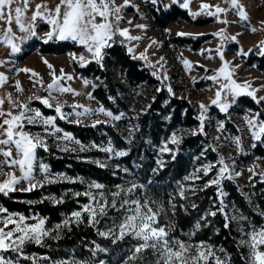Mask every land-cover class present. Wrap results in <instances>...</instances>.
Returning <instances> with one entry per match:
<instances>
[{"label":"snow or ice","instance_id":"6c2138e0","mask_svg":"<svg viewBox=\"0 0 264 264\" xmlns=\"http://www.w3.org/2000/svg\"><path fill=\"white\" fill-rule=\"evenodd\" d=\"M131 2L132 0H123V4H117L116 0H59L54 8H49L46 0H41L28 16L30 0H0V19L8 22L6 30L0 32V44L10 48L8 57L0 59V65H6L10 70L18 72L20 69L14 68L12 57L22 53V45L38 38L43 42L72 41L83 49L80 52H69L68 55L75 62L88 65L91 61H95L99 67L107 70L106 60L110 50L117 43L121 45L128 43L125 39L118 41V36L128 37L131 40L139 39L131 35L128 27H120L126 19L123 14L124 8ZM147 2L155 9L164 12L179 0H147ZM228 3L229 7H223L220 3L212 4L207 0H200L199 6L194 10L190 6V0H183L181 6L188 11L193 21L203 16L214 18L225 25L214 32V35L219 37L216 49L221 64L213 70L210 77H205L219 86L215 88L214 97L208 103L203 101L198 103L195 126L179 125L172 128L166 136L159 138L157 143L153 142L151 135L142 131L140 123L141 116L151 110V103L142 106L139 110L133 108L131 115L123 110L113 111L100 101H97L96 106L79 100L69 104L64 98L65 94L78 96L80 93L71 84L64 83L62 80L70 81L75 77L72 73L66 72L63 67L59 69V75H57L55 66L47 60L45 63L49 69H52L53 79L46 86L43 79L39 81V85L44 87L46 94L32 93L21 100L19 97L13 98L9 93L7 108L2 107L4 99L0 97V156L3 157L0 159V177H3L0 179V193L7 195L17 191L31 192L38 188L43 192L45 185L68 181L86 184V189L84 191L64 189L59 195L47 192L39 197V201L48 200L53 205H58L63 204L69 198V194L71 197L87 198L80 207L65 213L63 218L51 227L47 226L48 216L38 211L26 215L23 212L10 211L7 207L0 205V264H232L231 254L223 247H217L206 240L182 239L174 234V217L177 208L185 212H188L189 207L197 209V203H188L190 197L209 186H215L219 199L212 200L208 208L200 214V218L195 221V229L211 225L210 217H216L218 212L221 213L225 217V228L230 227L233 222L237 223L241 236L238 246L246 249L242 253L245 264H264V224L256 225L234 204L231 205L230 213L227 210L229 204L225 199L227 192L224 188L226 179L235 180L243 175L244 168L236 170L240 167L237 155L246 154V147L255 149L258 144L264 145V117H262L264 107L256 109L251 115L250 113L254 111L251 108L244 112L243 119L251 135V142L247 146L243 142L242 134L227 133L225 135L226 122L230 119V115H226V119L217 118L214 124L217 135L213 138V142L202 144L198 154L193 157L197 161L204 158L205 162L197 163L183 180L174 181V187L166 190V202L161 195L152 191V187L157 186L154 176L140 179L130 168L120 163L111 164L115 158L126 156L131 151L130 148L117 149L110 136L105 143H98L95 140L85 143L73 132L57 123L59 118L85 127H96L101 124L116 127L118 122L126 120L127 134L124 139L131 144L137 134L141 135L142 139L154 149L155 166L151 168V172L158 174L166 170L169 165L179 163V157L183 153V143L187 137L200 134L208 136L206 125L212 123L211 107L216 106L221 113L229 114L230 108L239 103V98L244 93L254 98L257 105H264V95H258V91H264V85L257 89L249 79L240 80L234 75V69L239 68L240 65L234 64L233 61L242 59L251 49L246 51L241 46L231 60L226 56L225 48L228 41L237 40V35L229 34L226 27L232 23L227 15L230 11L236 12L240 20L246 22L252 31H256V28L251 25L249 13L242 0H228ZM135 8L140 16H146L139 4L135 5ZM38 18L41 22H47L48 28L43 33L38 30ZM13 21L18 25V31L23 33L22 35H18L17 30L12 28ZM128 23L131 25V20H128ZM261 24L264 25V21H261ZM136 27L148 29L152 26L138 24ZM163 31L170 33L171 29L164 28ZM202 34L199 31L176 33L179 36ZM258 43L261 54H264V41ZM135 48V45L129 44L126 51L133 54ZM199 51L201 54L207 51L210 58H215L210 48H201ZM138 56L148 62L153 68V75L159 77L161 86L155 88V91L160 93L166 87L169 96H175L172 85L167 82L169 74L164 69V64L167 63L165 57L161 56L158 62L148 61L145 52L138 53ZM180 59L183 60L185 67H192L193 62L183 57L182 53ZM204 67L207 73V65ZM157 68L160 70L157 71ZM24 71L33 72L34 70L25 67ZM114 71L124 77L123 82L127 83V76L122 68H114ZM36 75L39 74L36 73ZM8 79L9 75L0 71V84ZM80 79L85 85L91 84L95 88L99 78H93L90 81L81 76ZM253 79L256 78L253 77ZM15 84L19 87L20 81L16 80ZM86 95L89 100H96L91 91ZM136 95L139 96L141 93L137 92ZM108 98L116 100L111 93ZM148 99L156 101L157 97L152 95ZM34 101L53 109L54 113L46 114L41 106L33 103ZM163 103L168 104L169 100L165 99ZM66 106L70 110L66 111ZM186 112L187 109H184L183 113ZM172 115V112H168L164 119L171 120ZM52 144L62 152L77 154L76 158L79 160L92 161L102 168L111 166L114 169L112 175L116 176L120 182L109 186L83 175L53 171L52 165L39 154L40 149L50 153ZM225 144L234 151L228 152L227 155L219 152L218 146ZM93 149L106 155L103 158L80 155ZM209 151H216L217 158L208 159ZM256 159L259 157H256L253 164L248 166L251 175L247 176V180L253 189L258 181L264 182V165L256 164ZM136 166L138 169L142 167V165ZM256 168H260V171L257 172ZM121 172L124 173L123 176ZM200 173H203L206 179H202ZM209 174H211L210 178H208ZM185 181H201V185L198 188L195 183ZM246 195L249 203H252L255 192L252 191ZM178 200L184 203L178 204ZM29 203H35V201H29ZM77 203L80 204V201L77 200ZM217 204L218 207H215ZM257 209L259 210L258 205ZM110 210H115L116 214L112 215ZM260 215L264 216V210L260 211ZM161 220L165 222L162 223ZM102 221H104L103 226H100ZM81 223L93 227L99 237L110 240L112 245L119 242L125 243L122 258L109 261L102 254L109 253L110 247L95 240L83 243L82 247L88 250L87 255H77L76 250L72 249L71 255L53 259L47 252L28 251V246L33 243L51 247L47 243L49 239L59 241L66 232L72 231L73 226L78 227ZM215 231L218 232L219 229ZM193 234L189 233V237ZM148 250H151L155 256L154 261H150L145 255Z\"/></svg>","mask_w":264,"mask_h":264},{"label":"trees","instance_id":"16d2710c","mask_svg":"<svg viewBox=\"0 0 264 264\" xmlns=\"http://www.w3.org/2000/svg\"><path fill=\"white\" fill-rule=\"evenodd\" d=\"M147 11L152 17L154 23L157 26H164L166 23L172 21L173 19H183L186 21L191 20L190 15L187 10L180 5L173 3L172 6L161 12L155 9L151 4H147ZM208 36H202L199 39H191L184 37H174L172 40L178 42L179 44H191L192 48H197L200 46ZM30 47H38L40 52L43 53H62L66 51H80L82 47L78 44H74L72 41H52L43 42L38 38L33 39L27 44ZM127 46L125 44L121 45L117 43L107 57V66L119 64L120 68L126 73L127 81L132 85L137 82L144 81L149 83L154 91V95L157 97L156 101H151V110L142 115L140 123L142 125V131L145 132L146 124L149 126V132L153 138V142H157L160 134L167 135L169 130L175 128L176 126L183 125L184 127L195 126L197 124L196 115L198 113V102L191 99L177 98L175 96H169V103L166 106L163 104V99L165 96V89L162 92L157 93L155 88L160 87L159 77L153 75V68L145 62L143 59L137 56H132L127 51ZM25 53L23 52L18 57L22 59ZM247 63H255L256 67L264 71V54L250 55L246 57ZM77 70L86 75L90 73L94 76H102L104 78L103 82H98L97 87L93 88L92 93L96 99L103 102L105 106L110 107L113 111H128V104L124 103L123 100L117 95L116 85L117 83L112 77L111 72L105 70L98 66L95 61H91L88 65L84 67H77ZM109 93L116 97V100H109ZM168 93V92H167ZM169 94V93H168ZM36 106H41L46 114L54 113L53 109H49L46 106H42L41 102H33ZM241 107L251 108L254 111L258 108H262L257 105L255 100L248 94H242L239 98V103L232 106L233 110H241ZM166 109L172 112V119L169 122L160 119L157 111H162ZM187 109L186 113L183 110ZM183 113V114H182ZM211 115H216L220 119L226 118L227 114L221 113L218 107L213 106L210 109ZM262 117H264V112H262ZM63 128L68 131L73 132L77 135L83 142L88 143L89 141L95 140L100 142L103 139L107 141L110 136L113 144L117 149L130 148L131 151L124 157H119L121 162L125 165L133 168V161L135 158H140V163L143 168H136L137 177L144 179L147 176H154L156 185L152 187V191L161 195L166 202V190L169 187H174V181L183 180L184 176L189 172V166L193 161L202 144L211 143L204 135L189 136L185 139L183 143V153L179 157V163L175 165H169L166 170H162L158 174H153L151 168L154 167L153 157L149 154L146 143L142 139L140 134H137L136 139L133 143L129 144L124 141L119 135L118 130L111 125H98L96 127H85L82 125H76L69 121L63 119H57ZM229 125V124H228ZM231 125V124H230ZM207 129V125H206ZM51 150L49 153L46 150L40 149L39 154L44 157V159L52 165L53 171H66L71 175H83L88 179L99 180L105 184H115L119 180L116 176L112 175L111 169H106L99 167L93 163L81 161L74 158L73 153H65L62 151ZM253 153L259 156L264 155V147L262 144H258ZM45 155V156H44ZM208 159H216L217 153L215 151L208 152ZM204 162V158H202ZM202 174V173H201ZM203 176V174H202ZM211 174H209L210 178ZM206 179V177H202ZM199 182V181H198ZM83 184L79 182H65V183H54L51 185H45L44 191L34 189L31 192L17 191L12 192L7 195L0 193V203L1 205L7 207L10 211L23 212L26 215L32 214L34 211H38L46 216H48V225L51 227L54 223L60 221L65 213L71 212L73 209L80 207L81 204L86 200L85 197H71L63 203L58 205H53L50 201L45 200L44 202L39 201V197L44 193L51 192L57 195L61 194L64 189L81 190ZM224 188L227 192L226 201H233L234 205L241 209L243 214L248 216L256 225H260L264 221V216L260 215V211L264 210V182H257L255 188L253 189L251 184L244 187L245 191L255 192L252 200L255 207L249 204L246 198L243 196L241 189L231 180L226 179L224 181ZM218 194L215 191V186H209L207 189L196 192V195L190 197L188 203L195 202L198 205L197 209H191L189 207L188 212H185L181 208H177L176 215L174 217L175 229L174 234L180 236L182 239L191 240H206L215 246L223 247L226 249L232 257V264H245L242 253L245 252V248L238 246L237 236L238 233L235 230V226L232 223L230 227H224L225 217L221 213H217L216 217H210L212 223L209 226H204L200 229H195V221L200 218V214L208 208L212 200H218ZM80 201V204L77 203ZM29 201H35V203H29ZM177 203H184V201L178 200ZM257 205L259 210L257 209ZM218 207V204L215 205ZM229 211V208L227 209ZM111 212V211H110ZM230 212V211H229ZM86 219V217H85ZM165 222V221H164ZM104 221H102L100 226H103ZM219 229V231H215ZM189 233H194L189 237ZM98 241L110 247L111 251L107 254H102L109 259V261H116L122 258L126 244L119 242L116 245H112L110 240H106L103 237L97 235L96 230L87 225L86 223H81L78 227L73 226L71 232H66L63 238L59 241L49 239L47 241L48 245L51 247H45L43 245L31 244L28 246L29 252L44 253L47 252L53 259H60L66 255L72 254V249L76 250L77 255H87L88 250L83 248V243H90L91 241Z\"/></svg>","mask_w":264,"mask_h":264},{"label":"rangeland","instance_id":"374dc122","mask_svg":"<svg viewBox=\"0 0 264 264\" xmlns=\"http://www.w3.org/2000/svg\"><path fill=\"white\" fill-rule=\"evenodd\" d=\"M40 2L41 0H30L31 7L28 9L27 12L28 16H30L32 11L35 10V5ZM46 2L49 8H54L55 5L59 3V0H46ZM199 2L200 0H190V6L195 10L199 6ZM207 2H210L212 4L220 3L221 6L223 7H229L228 0H207ZM116 3L123 4V0H116ZM182 3L183 0H179V2H177L176 4L181 6ZM242 3L246 6V10L248 11L250 16L251 25L256 28V31H252L251 28L247 26L246 22L240 20L236 12L230 11L227 15L229 17V20L232 21V23L228 24L226 27L229 34L237 35V40L235 41L229 40L225 48V51L227 58L231 60L232 57L237 52V50L239 49V47L242 46L246 51L251 49V51H248V54L244 56L242 59H237L233 61L234 64L240 65L239 68L234 69V75L235 78H238L240 80L249 79L253 84V86L259 89L262 85H264V71L259 70L256 67L255 63L248 64L246 57L254 54L255 55L261 54V50L258 42L264 41V25L261 24V21H264V0H242ZM137 4L141 6V11L145 12L146 16L142 17L136 11L135 5ZM147 4H148L147 0H132L131 4L125 6L124 8L123 14L126 17V19L120 24V27H128L131 35L137 36L139 37V39L131 40L128 37L118 36L117 40L118 41L120 39L128 40V43L125 44L127 47L129 44H133L136 46L135 52L131 54L132 56L139 57L138 53L145 52V55L148 57V61H158V62H159V58L161 56H164L167 61V63L164 64V69L169 74V78L167 82L172 85L173 90L176 93L175 97L195 100L198 103L200 101L208 103L209 100L214 97L215 88L218 87L219 85L216 82L212 81L210 78H205V77L206 76L210 77V75L213 74V70L216 69L221 64V60L219 59L218 52L216 49V45L219 42V37H216L214 35V32L222 27H225V25L216 21L214 18L201 16L196 21H193L192 18L189 21L183 19H173L172 21L166 23L164 26L160 27L154 23L152 17L147 11ZM128 20H131V25H129ZM138 24H149L152 27L148 29H143L136 27V25ZM37 25H38V30L41 33L46 31L48 28L47 22H41L39 18L37 19ZM7 26H8V22L4 19H0V32L6 30ZM11 26L14 30H17L18 35L23 34L18 31V25L15 23V21L12 22ZM164 28L171 29V32L170 33L164 32L163 31ZM179 31H188V32L199 31L203 34L200 36L176 35V33ZM202 36H208V37L197 48H192L191 44L182 45L172 40L174 37L191 38L194 40V39H199ZM157 41L162 43H158ZM28 43L29 42L22 45L23 48L22 53L23 52L25 53L22 59L18 57L20 54L12 57V59L14 60V68L20 69L18 72L10 70L6 65H0V71H3L9 75V79L6 80L3 84H0V97L4 99V104L2 105V107L4 108L9 107V101H8L9 93L13 96V98L19 97L21 100L26 99L27 96L32 93H35L37 95L46 94L44 87H41L39 85V81L40 79H43L46 86V84L50 82L53 79V77H52V69H49L48 65L45 63V60H47L48 62H50L55 66L57 75H59V69L63 67V69L66 72L72 73L73 76L75 77L73 80L70 81L62 80V82L64 83L71 84L80 93V95L78 96H73L70 93L65 94L64 98L68 100L69 104H71L74 100H79L81 102L88 103L92 106L97 105V101H98L97 99L89 100L86 95L87 92L89 91L92 92L93 90L92 85L91 84L85 85L83 81L80 79V77L83 76L84 78H87L90 81L93 80V78H99L97 80L98 83L104 81V78L102 76H94L91 75L90 73L84 75L80 73L77 70V67L80 68V67H84L85 65H82L79 62H75L68 55L69 51L58 54L43 53L40 52L38 47L36 46L34 47L28 46L27 45ZM201 48L203 49L210 48L214 53L215 58H210L208 56L207 51L201 54V52L199 51V49ZM82 50L83 49H81L80 51ZM9 52H10V48L8 46L0 44V59H6L8 57ZM181 53L183 57L188 58L191 62H193L191 68L185 67V65L183 64V60L180 59ZM197 61H199L200 63H195ZM204 65H207L208 67L207 73ZM25 67L33 69L34 71L26 72L24 71ZM107 68L111 72L113 79L117 83L116 85L117 95L121 98V100H123L124 103L128 104L127 112L129 113V115H131V111L133 108L139 110L142 106H145L151 102L148 98L154 95V91L149 83H146L144 81L137 82L135 83V85H132L128 81L127 83H124L123 82L124 77H122L118 72L114 71V68L116 69L120 68L119 64L108 65ZM156 70L159 71L160 69L157 68ZM36 73H38L39 75L37 76ZM193 77H195V79H193ZM253 77H255L256 79H253ZM16 80L20 81L19 87H17V85L15 84ZM133 89H135V91ZM165 90L167 91V89ZM137 92L141 93V95L137 96L136 95ZM258 95H264V91H258ZM165 99L169 100V94L167 92H165L163 101ZM164 105L166 106V104ZM260 106L264 107V105H260ZM247 109L248 108L246 107H241V110L235 111L232 108H230V113L227 114L230 115V119H228L226 122V132H225V135H227V133H231L233 135L242 134V139L245 146L249 145L251 142L250 132L247 129L246 122L243 119L244 112ZM65 110L66 111L70 110V108L66 106ZM168 112L170 111L163 109L162 111L159 112L157 111V114H159L161 120L169 122V120L164 119V117L167 115ZM254 112L255 111H253V113H250V115L254 114ZM211 116H212V123L207 125L206 131L208 132L207 139L211 140L212 143L213 138L217 135L214 124H215V120L218 117L216 115H211ZM126 125H127V121L124 120L122 122H118L117 126L115 127L124 141H126L124 139V136L127 134ZM144 133L151 135V133L149 132V126L147 124L145 126ZM164 136L166 135L160 134L159 138ZM105 142L106 140L103 139L99 143H105ZM262 146L264 147V145ZM146 147L149 154H151L154 159V149L150 147L147 143H146ZM50 149L55 150L57 152L61 151L60 149H57L54 146V144L50 145ZM218 151L224 152L227 155L228 152L234 151V149L230 148L228 145L225 144L218 146ZM73 154L75 155L74 158H76L77 154L75 153ZM80 155L99 156L103 158L106 154L101 151L93 149L90 152L80 153ZM256 157H259V159H256L255 161L256 164L264 165V155L263 156L256 155L253 153L252 148L246 147V154H239L236 157L238 160V164L240 166L236 170H240V168H244L243 175L235 180L231 179L241 189L243 196L246 198L248 202L249 199L246 194L250 192L245 191L244 187L250 184V182L247 180V176L251 175V172L248 171V166L253 164V160ZM0 159H3V157L0 156ZM81 161H85V160H81ZM134 161L135 163H133L134 164L133 168L125 165L124 162H121L119 157L115 158L111 162V164L114 165L116 163H120L130 168L136 174H138L136 172L135 167H137L136 165H142V164L140 163L139 157L135 158ZM201 161H203L202 158L199 161L193 159V161L189 166L190 170L187 174H189L191 170L196 167L197 163L205 162V161L204 162ZM86 162L93 163L92 161H86ZM141 168H143V165ZM106 169H111L112 172L114 170L111 166ZM255 170L259 172L260 168H256ZM17 174L19 175L18 170H17ZM202 174L200 173L201 178L203 177ZM123 175L124 173L121 172V176ZM0 179H3V177H0ZM65 182L68 181H62L59 183H65ZM185 182L195 183L198 188L201 185V181L199 182L185 181ZM107 185L111 186L113 184L111 185L107 184ZM85 189H86V184H83V188L79 191H84ZM228 204H229V211L231 213L232 211L231 205H233L234 203L233 201H229ZM249 204L255 207L253 200L252 203ZM110 211L112 215L116 214L115 210H110ZM161 222L164 223L163 220H161ZM233 224L235 226L236 232L238 233L237 240L239 241V239L241 238L239 228L237 227L236 222H233ZM262 224H264V221ZM9 227H11V225H9ZM145 255L149 257L150 261L155 260V256L153 255L151 250L146 251Z\"/></svg>","mask_w":264,"mask_h":264}]
</instances>
